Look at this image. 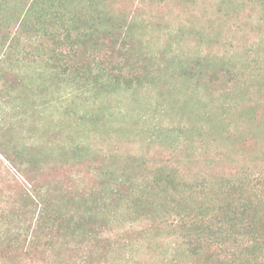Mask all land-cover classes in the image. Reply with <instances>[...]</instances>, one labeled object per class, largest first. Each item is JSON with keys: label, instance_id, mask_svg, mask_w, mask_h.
I'll list each match as a JSON object with an SVG mask.
<instances>
[{"label": "rangeland", "instance_id": "obj_1", "mask_svg": "<svg viewBox=\"0 0 264 264\" xmlns=\"http://www.w3.org/2000/svg\"><path fill=\"white\" fill-rule=\"evenodd\" d=\"M231 1L102 0L115 20L131 19L128 35H95L98 47L66 46L59 61L47 38L11 25L14 48L0 53V132L36 156L30 177L54 202L102 200L104 243L92 264L186 263L177 218L141 216L114 193L162 170L177 182L176 199L205 207L217 196L222 204V183L264 207V26L256 27L249 2ZM69 11L84 28L87 0H73ZM98 56L115 82L73 71L90 70ZM127 57L133 70L124 67ZM22 183L0 158V198L13 207L3 227L23 220L15 205ZM84 251L76 241H58L18 252L16 263L89 264Z\"/></svg>", "mask_w": 264, "mask_h": 264}, {"label": "trees", "instance_id": "obj_2", "mask_svg": "<svg viewBox=\"0 0 264 264\" xmlns=\"http://www.w3.org/2000/svg\"><path fill=\"white\" fill-rule=\"evenodd\" d=\"M245 1L249 2L252 10L257 13L259 20L256 27L264 26V0H241V2ZM72 2L73 0H0V28L3 26L0 53L8 55L14 48L15 38L11 36L13 34L10 30L11 25L17 26L18 32L28 31L36 36L47 38L49 47L51 46V54L54 56L53 61L60 60L63 56L61 49L66 46L72 49L81 43L98 47L95 43V35L99 34L102 37L114 36V34L123 37L128 35L132 25L131 19L115 20L105 10L102 0H87L90 19L85 20L84 28H79L81 21L77 18L78 16L69 14L70 11L66 14ZM79 29H83V32ZM73 34L75 37L71 40ZM99 58L100 56L94 57L93 62L90 63V70L74 68L73 71L75 73L89 71L90 80L95 82L101 79L103 82L106 80L108 83L115 82L116 79L110 77L112 73L108 65ZM124 67L130 70L136 68L128 57ZM28 89L29 86L24 87L26 92ZM20 97L23 99V94ZM8 131L10 134L12 127L6 130ZM0 135L3 136V140L0 139V158H3L24 180L15 202L17 212L21 219L23 218L17 228L10 229L2 226L4 223L9 224L13 207H8L7 200L10 199L8 196H5L6 200L0 198V260L10 256L14 261L10 263L17 264L18 252L30 254L35 252L41 244L44 249H51L58 241H63V244L67 241H76L86 247L81 259L92 264L95 260L94 254L98 253L100 245L104 243L101 238L105 229V224L101 220L102 200L97 198L90 205L85 206L82 203L69 204V201L54 202V194L42 191L40 184L30 177L36 168L34 165L38 160L36 156L26 153L25 148L19 149L11 136L5 140L4 134L0 132ZM134 171L135 168L132 167L128 176L135 179ZM258 181L264 189V182L261 179ZM176 183L170 174L162 170L157 172L150 181L145 180L137 187L130 184L125 190L115 189L114 193L115 196L129 199L132 205L128 206L134 212H139L141 216L151 217L158 213L165 222L173 216L177 218L179 222L176 238L182 240L180 258L186 261L185 264H264V207L262 204L259 208L260 205L251 202L245 193L237 194L238 187L226 188L221 183L219 186L223 187L225 192L221 198L222 204L217 201L219 199L216 196L213 202L204 207L197 201L193 204L186 196L185 200L184 198L176 199ZM202 186L204 183L197 187ZM216 191L218 195H221L220 187ZM243 197H246V200H243ZM175 264L184 263L178 260Z\"/></svg>", "mask_w": 264, "mask_h": 264}]
</instances>
